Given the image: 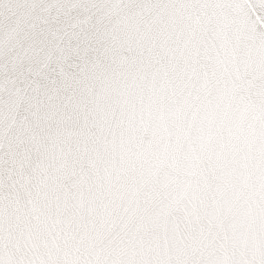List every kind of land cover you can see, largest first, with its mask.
<instances>
[{
  "label": "snow or ice",
  "instance_id": "6c2138e0",
  "mask_svg": "<svg viewBox=\"0 0 264 264\" xmlns=\"http://www.w3.org/2000/svg\"><path fill=\"white\" fill-rule=\"evenodd\" d=\"M0 264H264V0H0Z\"/></svg>",
  "mask_w": 264,
  "mask_h": 264
}]
</instances>
